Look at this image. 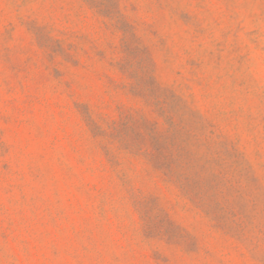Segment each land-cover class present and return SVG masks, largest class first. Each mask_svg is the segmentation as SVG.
<instances>
[{
	"label": "rangeland",
	"instance_id": "rangeland-1",
	"mask_svg": "<svg viewBox=\"0 0 264 264\" xmlns=\"http://www.w3.org/2000/svg\"><path fill=\"white\" fill-rule=\"evenodd\" d=\"M0 264H264V0H0Z\"/></svg>",
	"mask_w": 264,
	"mask_h": 264
}]
</instances>
